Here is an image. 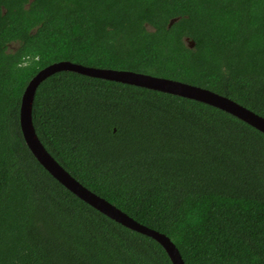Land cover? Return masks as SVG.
<instances>
[{
  "label": "trees",
  "instance_id": "16d2710c",
  "mask_svg": "<svg viewBox=\"0 0 264 264\" xmlns=\"http://www.w3.org/2000/svg\"><path fill=\"white\" fill-rule=\"evenodd\" d=\"M61 60L188 82L264 116V0H0V264H173L26 143L23 93ZM32 115L67 171L167 234L186 264H264V133L254 126L72 70L38 85Z\"/></svg>",
  "mask_w": 264,
  "mask_h": 264
},
{
  "label": "water",
  "instance_id": "95a60500",
  "mask_svg": "<svg viewBox=\"0 0 264 264\" xmlns=\"http://www.w3.org/2000/svg\"><path fill=\"white\" fill-rule=\"evenodd\" d=\"M176 19L177 18L172 19L170 24H172ZM187 41L190 47L195 45V42L188 40V38ZM60 70H72L89 76L161 90L205 102L231 113L263 133L264 116L259 115L255 111L238 103L237 101L206 87L163 76L151 75L144 72L127 69L86 66L69 60H61L44 67L28 83L22 96L20 123L26 143L39 162L59 182L96 209L124 226L156 239L166 249L173 264H186L179 248L167 234L137 221L106 198L96 194L91 189L83 185L55 159V157L46 149L45 145L40 140L34 127L32 115L36 89L45 78Z\"/></svg>",
  "mask_w": 264,
  "mask_h": 264
}]
</instances>
